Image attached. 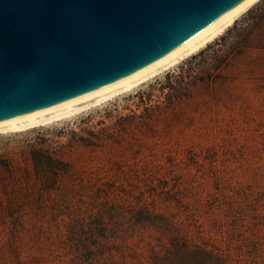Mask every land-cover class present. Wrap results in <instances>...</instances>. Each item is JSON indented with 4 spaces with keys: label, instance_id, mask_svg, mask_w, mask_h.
Segmentation results:
<instances>
[{
    "label": "rangeland",
    "instance_id": "374dc122",
    "mask_svg": "<svg viewBox=\"0 0 264 264\" xmlns=\"http://www.w3.org/2000/svg\"><path fill=\"white\" fill-rule=\"evenodd\" d=\"M34 150H44L40 164L45 154L62 163L49 161L45 174ZM228 200L264 246V0L131 90L0 133V264H60V236L103 208L110 228L147 254L145 229L116 215L138 204L175 213L199 240L219 243L214 218Z\"/></svg>",
    "mask_w": 264,
    "mask_h": 264
},
{
    "label": "water",
    "instance_id": "95a60500",
    "mask_svg": "<svg viewBox=\"0 0 264 264\" xmlns=\"http://www.w3.org/2000/svg\"><path fill=\"white\" fill-rule=\"evenodd\" d=\"M240 0H0V116L129 74Z\"/></svg>",
    "mask_w": 264,
    "mask_h": 264
},
{
    "label": "trees",
    "instance_id": "16d2710c",
    "mask_svg": "<svg viewBox=\"0 0 264 264\" xmlns=\"http://www.w3.org/2000/svg\"><path fill=\"white\" fill-rule=\"evenodd\" d=\"M42 153L44 150L32 152L34 166L41 172L46 174V168L52 167L49 161L62 163L45 154L47 160L40 164L37 154ZM52 169L61 170L59 166ZM181 203L176 202L178 206ZM224 203L222 216L214 218L221 237L219 243L199 240L185 219L175 213L159 212L142 204L129 208L126 216L116 212L132 227L145 229L147 254L128 245L123 228H110L109 215L103 208L98 217L91 218L94 221L81 227L83 231L77 226L69 228L65 238L60 236V264H264V246L253 223L245 221L237 204L230 200Z\"/></svg>",
    "mask_w": 264,
    "mask_h": 264
},
{
    "label": "bare ground",
    "instance_id": "6f19581e",
    "mask_svg": "<svg viewBox=\"0 0 264 264\" xmlns=\"http://www.w3.org/2000/svg\"><path fill=\"white\" fill-rule=\"evenodd\" d=\"M256 1L240 0L181 44L129 74L109 79L43 105L0 116V133L22 132L68 119L81 111L131 90L138 84L196 52Z\"/></svg>",
    "mask_w": 264,
    "mask_h": 264
}]
</instances>
